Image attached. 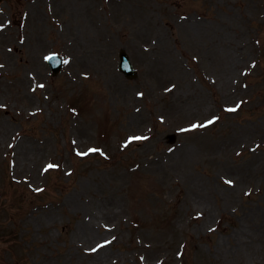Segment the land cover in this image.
<instances>
[{
  "label": "rangeland",
  "instance_id": "obj_1",
  "mask_svg": "<svg viewBox=\"0 0 264 264\" xmlns=\"http://www.w3.org/2000/svg\"><path fill=\"white\" fill-rule=\"evenodd\" d=\"M0 65V264H264V0H6Z\"/></svg>",
  "mask_w": 264,
  "mask_h": 264
},
{
  "label": "snow or ice",
  "instance_id": "obj_2",
  "mask_svg": "<svg viewBox=\"0 0 264 264\" xmlns=\"http://www.w3.org/2000/svg\"><path fill=\"white\" fill-rule=\"evenodd\" d=\"M49 59H51V57H49ZM65 63H67V61H64ZM0 67H2V65H0ZM40 87H43V85H40ZM239 107V105H237V108ZM237 108H230V109H228V111H232V112H234V111H236L237 110ZM212 123H214V120H209L208 121V124H212ZM198 125H193V127H197ZM133 139H141V137H134ZM90 152H95V151H97V149H90L89 150ZM81 155H87V153H81ZM53 167H56L55 165H52V164H49L48 165V168H53ZM227 183H229V184H231L232 183V181H226ZM93 251H95V249L93 250Z\"/></svg>",
  "mask_w": 264,
  "mask_h": 264
},
{
  "label": "water",
  "instance_id": "obj_3",
  "mask_svg": "<svg viewBox=\"0 0 264 264\" xmlns=\"http://www.w3.org/2000/svg\"><path fill=\"white\" fill-rule=\"evenodd\" d=\"M121 68L122 69H124L128 74H130L131 73V69L125 64V62H124V57H123V62H122V64H121Z\"/></svg>",
  "mask_w": 264,
  "mask_h": 264
}]
</instances>
